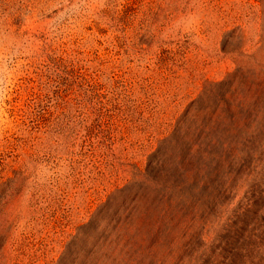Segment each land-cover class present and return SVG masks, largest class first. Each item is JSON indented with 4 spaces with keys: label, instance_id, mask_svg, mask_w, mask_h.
<instances>
[{
    "label": "rangeland",
    "instance_id": "1",
    "mask_svg": "<svg viewBox=\"0 0 264 264\" xmlns=\"http://www.w3.org/2000/svg\"><path fill=\"white\" fill-rule=\"evenodd\" d=\"M226 225L264 232V0H0V264H208Z\"/></svg>",
    "mask_w": 264,
    "mask_h": 264
},
{
    "label": "trees",
    "instance_id": "2",
    "mask_svg": "<svg viewBox=\"0 0 264 264\" xmlns=\"http://www.w3.org/2000/svg\"><path fill=\"white\" fill-rule=\"evenodd\" d=\"M230 226L223 228V243L211 248L208 264H264V232Z\"/></svg>",
    "mask_w": 264,
    "mask_h": 264
}]
</instances>
